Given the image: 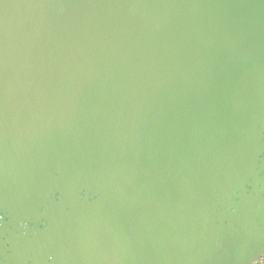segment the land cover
Segmentation results:
<instances>
[{
    "label": "water",
    "instance_id": "95a60500",
    "mask_svg": "<svg viewBox=\"0 0 264 264\" xmlns=\"http://www.w3.org/2000/svg\"><path fill=\"white\" fill-rule=\"evenodd\" d=\"M264 257V0H0V264Z\"/></svg>",
    "mask_w": 264,
    "mask_h": 264
},
{
    "label": "rangeland",
    "instance_id": "374dc122",
    "mask_svg": "<svg viewBox=\"0 0 264 264\" xmlns=\"http://www.w3.org/2000/svg\"><path fill=\"white\" fill-rule=\"evenodd\" d=\"M258 264H264V257L259 260Z\"/></svg>",
    "mask_w": 264,
    "mask_h": 264
}]
</instances>
